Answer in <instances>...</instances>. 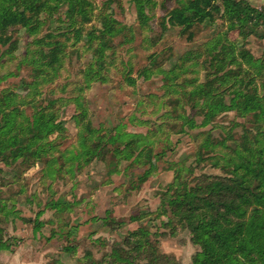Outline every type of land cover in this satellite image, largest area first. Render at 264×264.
I'll return each instance as SVG.
<instances>
[{
  "label": "rangeland",
  "instance_id": "374dc122",
  "mask_svg": "<svg viewBox=\"0 0 264 264\" xmlns=\"http://www.w3.org/2000/svg\"><path fill=\"white\" fill-rule=\"evenodd\" d=\"M83 1L87 18L77 2L54 1L33 18L30 31L6 33L12 48L1 49L0 105L10 93L26 117L44 109L63 129L48 137L40 158H0V244L7 247L0 264H107L114 244L141 230L156 249L130 254L135 264H192L199 247L190 231L161 214L174 193V172L222 176L241 157L253 160L264 146V125L255 114L226 112L206 128H190L185 118L199 124L204 103L190 92L221 76L216 60L251 57L261 75L244 62L226 70L243 80L240 90L256 87L264 96V39H243L237 27L216 18L192 28L188 40L180 28L163 25L173 0L146 3L145 25L130 0ZM248 3L260 7L264 0ZM103 16L120 29L106 45L98 39ZM52 50L59 61L50 66L40 54ZM229 87L217 88L226 103ZM130 137L148 138V158L144 152L139 158L136 145L115 155ZM142 237L123 248L130 251Z\"/></svg>",
  "mask_w": 264,
  "mask_h": 264
},
{
  "label": "trees",
  "instance_id": "16d2710c",
  "mask_svg": "<svg viewBox=\"0 0 264 264\" xmlns=\"http://www.w3.org/2000/svg\"><path fill=\"white\" fill-rule=\"evenodd\" d=\"M54 1L77 2L80 5V14L87 18L83 0H0V58L4 55L1 49L11 46V39L6 36L9 29L19 27L29 30L27 28L31 26L33 18L40 16L44 9L50 8ZM130 1L136 8L139 24H147L149 18L145 14V4L152 0ZM173 2L175 6L164 16L163 25L180 28V33L187 34L188 40L194 36L192 28L197 25H210L216 18H224L232 27H237L243 39H247L248 36L264 39V5L255 7L245 0H173ZM101 26L98 39L102 45H106L107 37L120 32L109 17L103 16ZM11 48L8 54L11 53ZM100 54L101 52L98 57H101ZM40 57L42 60L50 59V66L59 61L54 50L48 54H40ZM243 60L237 59L232 63H227L226 59L216 60V68H219L221 76H214V79L206 78L203 84L190 92L193 98L199 100V104L200 100H204L203 104L198 105L202 119L199 124L191 118H185V123L189 124L190 128H206L213 124L217 116L226 112H235L240 116L255 114L260 118L262 126L264 125V96L256 92V87L252 93L240 90L236 84L243 80L239 79L234 70H226L228 65H236L234 67L237 68L242 62L254 69L251 57ZM254 70L257 75H261L260 70ZM254 76H250V80ZM229 82L232 94L228 93L230 98L226 103V96L219 93L217 88ZM14 102V97L9 93V96H4L0 105V158H10L11 162H15L19 159L29 161L46 155L48 137L63 128L56 123L53 113L40 109L26 117ZM127 139L123 149L117 148L116 156L126 153L131 145L142 148L138 152L139 158L142 157V152L146 158L150 156L151 153H145L149 144L148 138ZM208 140L210 139L207 138L205 143ZM252 155L253 160L249 156L241 157L244 160L235 169L226 170L222 176L206 174L194 176V170L189 168L183 171V175L174 172V179L170 185L171 188L174 187V193L164 199L161 214L167 217L168 224L175 221L181 228L190 231L191 242L199 247V251L192 258V264H264V146ZM200 159L202 158H197V163H200ZM152 167L150 165V169ZM148 174L149 172H145L144 175ZM190 181H196L197 184L189 186ZM53 207L58 208L54 204ZM139 235H144L142 238L146 240L138 239L130 251L123 248L124 244L127 246L131 244V238ZM145 237H148L147 231L130 232L124 242L114 244L111 255L105 262L135 264L130 254H137L145 247L149 248L150 254H154L151 252L156 249L154 244ZM5 249L7 247L0 244V250Z\"/></svg>",
  "mask_w": 264,
  "mask_h": 264
},
{
  "label": "crops",
  "instance_id": "0c3cea01",
  "mask_svg": "<svg viewBox=\"0 0 264 264\" xmlns=\"http://www.w3.org/2000/svg\"><path fill=\"white\" fill-rule=\"evenodd\" d=\"M245 1L250 2V0H245Z\"/></svg>",
  "mask_w": 264,
  "mask_h": 264
}]
</instances>
